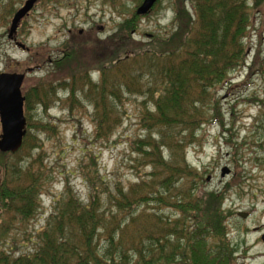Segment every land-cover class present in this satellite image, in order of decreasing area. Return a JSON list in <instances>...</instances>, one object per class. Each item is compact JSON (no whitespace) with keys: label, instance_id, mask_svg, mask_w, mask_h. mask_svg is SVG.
<instances>
[{"label":"trees","instance_id":"16d2710c","mask_svg":"<svg viewBox=\"0 0 264 264\" xmlns=\"http://www.w3.org/2000/svg\"><path fill=\"white\" fill-rule=\"evenodd\" d=\"M187 1L190 9L185 0L173 5L177 29L165 38L135 43L129 33L140 16L134 13L105 42L80 38L81 42L72 39L65 44L68 52L55 62L57 68L73 61L75 50L80 46L87 50V45L93 54L90 64L95 56L100 62L92 70L79 63L78 69L81 66L84 71L66 77L58 70L63 77L59 83L79 77L84 81L86 71L99 73L97 84L89 83L90 90L85 92L95 109L92 123L97 140H106L118 126L115 116L125 93L152 102L154 109L146 108L140 119L148 136L136 143L138 158L149 172L127 190L118 186L113 196L97 171L92 177L85 176L89 188L86 205L66 189L44 228L36 232L34 251L6 250L2 245L9 231L37 214L45 182L42 158L33 156L23 163L18 158L29 137L26 131L20 152L0 153V264L235 261V251L226 239L230 215L222 210L224 195L203 188L201 177L186 163L185 150L195 140V132L207 123L205 115L217 105L211 90L227 84L228 75L241 67L243 40L251 25L249 12L261 7L264 0H255L249 12L243 0ZM262 63L257 54L249 75L254 67L262 69ZM54 92L52 85L40 83L22 92L26 130L50 129L32 115L37 108L46 113ZM98 183L105 187L103 193L96 188ZM163 211L178 218L169 219Z\"/></svg>","mask_w":264,"mask_h":264},{"label":"rangeland","instance_id":"374dc122","mask_svg":"<svg viewBox=\"0 0 264 264\" xmlns=\"http://www.w3.org/2000/svg\"><path fill=\"white\" fill-rule=\"evenodd\" d=\"M26 1L0 0V74L32 70L26 74L22 92L40 83L52 85L55 95L45 114L37 108L32 115L50 129H27L29 137L18 157L23 163L39 156L45 172L37 214L27 224L14 226L2 245L19 254L34 251L36 232L44 228L66 189L83 205L88 203L85 176L92 177L97 171L112 196L118 186L127 190L140 182L139 176L149 172L136 150V143L148 136L140 119L146 108L154 109L151 101L125 93L115 116L118 126L106 140L99 141L92 123L95 109L89 95H85L90 90L89 83L95 85L99 81V73L86 71L84 81L79 77L77 81L59 83L63 77L58 72L60 69L64 77L67 73L83 72L81 66L82 71H78L79 63L90 70L97 69L98 57H93L95 61L90 64L93 54L88 45L87 50L80 46L73 61L64 63L62 68L55 64L68 52L64 46L69 40L87 42L89 36L95 35L94 42H105L117 32V27L131 19L143 0H37L18 29V42L25 46L22 50L8 40V32L13 15ZM243 1L248 12L255 7V0ZM178 2L158 0L147 16L136 20L134 31L129 33L131 39L143 45L175 32L173 5ZM249 17L243 63L228 75L227 84L211 90L217 105L205 115L207 123L195 132V140L185 150L186 163L201 177L203 188L224 195L222 210L225 216L230 215L226 239L235 251L231 264H264V4L250 11ZM257 54L263 60L262 69L254 67L249 75ZM223 168L229 170L225 177H221ZM96 188L105 191L99 183ZM239 212L247 217H238ZM163 213L169 219L178 218L173 212Z\"/></svg>","mask_w":264,"mask_h":264},{"label":"water","instance_id":"95a60500","mask_svg":"<svg viewBox=\"0 0 264 264\" xmlns=\"http://www.w3.org/2000/svg\"><path fill=\"white\" fill-rule=\"evenodd\" d=\"M158 0H143L136 9L137 16H145L150 13ZM37 0H27L24 5L13 15L8 39L13 41L21 21L33 9ZM17 48L24 50L25 46L13 41ZM28 70L27 72H31ZM25 73H1L0 74V153L15 154L23 144L26 136V118L24 116V97L22 87L26 77ZM229 174L227 168L221 170V177ZM209 181V179H207ZM238 217L245 219L247 214L239 212ZM264 240V237L262 238Z\"/></svg>","mask_w":264,"mask_h":264},{"label":"flooded vegetation","instance_id":"af4514ba","mask_svg":"<svg viewBox=\"0 0 264 264\" xmlns=\"http://www.w3.org/2000/svg\"><path fill=\"white\" fill-rule=\"evenodd\" d=\"M100 30H102L101 28H100ZM70 31L68 32V36H70ZM79 34L80 35H82V33H80L79 32ZM95 35H92V36H89V38H88V40H91V41H93V40H95ZM13 41H16V42H18V29H17V33H16V35L13 37Z\"/></svg>","mask_w":264,"mask_h":264}]
</instances>
